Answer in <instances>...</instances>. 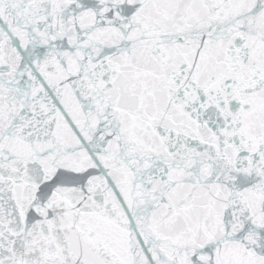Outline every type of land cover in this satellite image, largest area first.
I'll return each mask as SVG.
<instances>
[{
	"label": "snow or ice",
	"instance_id": "snow-or-ice-1",
	"mask_svg": "<svg viewBox=\"0 0 264 264\" xmlns=\"http://www.w3.org/2000/svg\"><path fill=\"white\" fill-rule=\"evenodd\" d=\"M0 264H264V0H0Z\"/></svg>",
	"mask_w": 264,
	"mask_h": 264
}]
</instances>
